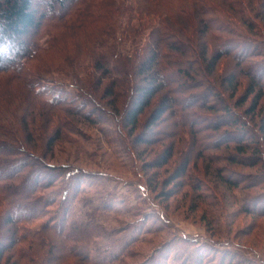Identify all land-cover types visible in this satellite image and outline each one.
<instances>
[{
	"label": "trees",
	"instance_id": "1",
	"mask_svg": "<svg viewBox=\"0 0 264 264\" xmlns=\"http://www.w3.org/2000/svg\"><path fill=\"white\" fill-rule=\"evenodd\" d=\"M39 1L0 0V75H7L8 78L4 84L0 83V158H12V161L0 165V264H93L92 244L97 238H109L116 233L115 230L108 231L97 218L108 208L107 205L102 201L94 202L93 197H79L78 201L64 205L57 218L31 230L28 223L49 212V196L44 193L55 177L45 170L51 164L47 159L28 158L16 144V139L9 137L12 132L18 131L30 137L32 134L39 137L42 133L46 134L49 129L42 124L49 122L56 110L87 115L88 118L96 110L100 119L108 117L98 107L95 97L85 95L86 91L77 86H74V91H66L49 83L54 79L49 78L46 82L42 76L32 72L30 64L39 60L53 43L55 27L82 0H49L42 8ZM125 1L115 4L112 0H99L96 14H100V20L109 16L112 23L87 34V40L92 43L87 47V55L93 59L87 72V88L95 90L94 86L108 80L103 87L106 95L112 97L106 103L114 110L108 118L111 116L119 127L127 128V132L132 134L142 113L150 108L144 119L147 128L159 125L167 116L173 119L174 131L182 132L186 128L195 132L209 127L211 132L203 137L208 140L199 142V150L218 148L221 144L226 146L230 142L235 150L228 155L232 162L245 164L251 161V164H257L264 161V49L261 43L249 38L240 29L244 25L250 29L249 32L256 33L253 21L248 17L251 6L239 0H222L227 9L213 0H192L191 5H183L181 0H166L168 4L171 1L179 17L189 21L191 27H183L173 15L166 18L170 21L167 22L160 11L153 13L150 8L144 11L139 8L134 10L139 14V27L126 24L125 28H121L118 21L120 13H131L134 9ZM260 1L258 6L264 15V0ZM94 4L90 0L89 9ZM149 14L157 18L144 24L140 15L148 17ZM90 22L91 19L87 18V25ZM148 27L150 31L143 37L142 30ZM119 30L129 38L128 47L117 45L116 33ZM256 55L259 56L257 60L248 61ZM225 56L234 60V68L223 74L216 85L209 73ZM69 61L73 65V61ZM89 75L91 85H88ZM73 77L75 81L80 80L76 75ZM244 77L249 82L243 96L255 93L253 109L257 100L261 99L255 125L245 115L235 111L225 98L226 91L228 97L233 96ZM13 81L15 84H10ZM20 84L25 90L19 96L14 95L12 88L21 89ZM87 93L91 94L88 89ZM124 95L128 98L118 116L116 100ZM12 99L18 102L12 103ZM241 102H236L235 106ZM196 108L220 113L202 115ZM251 111H245V114ZM14 121H17L16 125ZM60 123L67 124L65 120H60ZM222 126L226 129L220 130ZM59 130L44 137V146L51 148ZM146 135H135L133 142L148 141L147 136L150 135ZM173 147L168 144L163 149L155 159L156 166L164 165L171 159ZM247 149L252 152L241 155ZM188 160L184 157L176 163L174 178H183ZM228 182L238 186L236 181ZM262 200L252 196L243 201L242 208L246 212H257ZM126 253V247L111 251L105 264L124 262ZM196 254L189 258L196 259ZM197 259L199 264L202 257L199 255ZM148 264H158V260L153 258Z\"/></svg>",
	"mask_w": 264,
	"mask_h": 264
},
{
	"label": "rangeland",
	"instance_id": "2",
	"mask_svg": "<svg viewBox=\"0 0 264 264\" xmlns=\"http://www.w3.org/2000/svg\"><path fill=\"white\" fill-rule=\"evenodd\" d=\"M48 1L40 0L39 7L46 6ZM98 1L93 0L95 4L89 9L90 0H82L66 13L53 30L55 39L50 48L39 60L33 61L30 68L46 82L49 78L54 79L49 83L66 91H74V86L86 91L85 95L95 97L98 107L109 117L114 110L106 103L112 97L106 95L103 87L108 80L101 81L97 87L93 85L95 90L87 88V72L93 61L87 55V47L92 45L90 39L87 40V34L97 27L101 30L112 23L109 16L100 20V14H96ZM122 1L124 0H112V3L119 4ZM213 1L227 9L224 1ZM239 1L251 6L248 8V17L253 21L256 33L249 32L250 29L244 25L240 29L249 38L261 43L264 49V15L258 6L261 1ZM125 2L134 9L131 13H120L118 21L121 28H125L126 24L139 27V14L135 13L139 8L140 11L150 8L153 13L160 11L164 21L173 15L183 27L189 28V21L179 17L171 1L169 4L166 0ZM181 2L183 5L192 4V0ZM140 17L144 24L148 23L147 20L157 18L154 14ZM87 18L92 21L89 25ZM149 31V27L143 28L142 36H147ZM121 32L119 30L116 33V43L120 47H128L130 40ZM210 42L213 45V41ZM257 57L259 56L251 57L248 61L257 60ZM69 60L73 61V65ZM233 68L234 60L225 56L219 59L209 76L218 85L220 77ZM73 75L80 77V80L75 81ZM6 80L7 75L1 74L0 83L4 84ZM15 81L10 84L14 85ZM90 81L89 75L88 85H91ZM242 81L233 96L228 97L226 91L225 98L235 111L245 115L255 125L256 110L261 99L257 100L253 109L255 93L244 97L249 80L244 77ZM20 86L22 90L12 88L14 95L19 96L25 90L22 84ZM87 89L91 94L87 93ZM127 98L124 95L116 100L118 116L121 115ZM11 101L18 102L16 99ZM238 101L242 102L235 106ZM149 109L142 113L132 134L127 132V128L119 127L114 119L111 120V116L100 119L96 110L90 114V118L87 115L56 110L49 122L40 123L48 127V132L42 133L40 137L32 134V141L24 132H12L9 137L16 139V144L28 158L41 161L40 158L44 157L51 163L45 170L55 177L53 184L44 193L49 196L48 214L28 223L29 228L35 230L42 223L57 218L64 205L78 201L79 197H93L94 202L102 201L108 207L98 214V220L108 231H116L112 237L97 238L92 244L93 264H105L107 254L120 250L121 247H126L127 253L124 255V262L118 264H148L153 258L158 260V264H198L199 255L202 257L199 264H264V200L259 202L257 212H246L242 208L243 201L252 196L264 199V161L257 164H251V161L245 164L232 162L228 155L235 153V150L230 142L226 146L221 144L218 148L199 150V142L208 140L203 137L211 132L209 127L195 132H189L186 128L182 132L174 131L171 124L173 119L167 116L159 125L147 128L144 119ZM196 110L208 116L220 113L204 108ZM245 111L251 112L245 114ZM60 120H65L67 124H61ZM16 122L14 121L15 125ZM207 122H200L198 125ZM56 129H60L58 138L51 148L44 146L46 136ZM224 129L225 126L220 128ZM142 133L150 135H146L149 140L133 142L135 135ZM2 138L13 143L8 138ZM168 144L174 146L171 159L164 165L156 166L155 159ZM251 152V149H247L241 155H249ZM184 157L189 159L186 174L183 178H174L173 169ZM10 161L12 158H0V165ZM229 180L236 181L238 186H233ZM195 252L196 259L189 258L190 255L195 256Z\"/></svg>",
	"mask_w": 264,
	"mask_h": 264
}]
</instances>
